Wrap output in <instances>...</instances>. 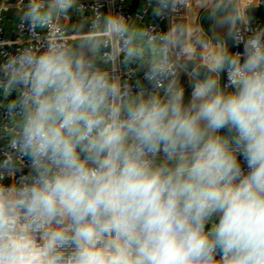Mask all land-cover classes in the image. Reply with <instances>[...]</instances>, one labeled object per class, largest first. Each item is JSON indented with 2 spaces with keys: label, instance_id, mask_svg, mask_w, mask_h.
<instances>
[{
  "label": "clouds",
  "instance_id": "9594fccd",
  "mask_svg": "<svg viewBox=\"0 0 264 264\" xmlns=\"http://www.w3.org/2000/svg\"><path fill=\"white\" fill-rule=\"evenodd\" d=\"M260 3L146 0L160 29L0 0L31 34L0 61V264H264Z\"/></svg>",
  "mask_w": 264,
  "mask_h": 264
},
{
  "label": "built area",
  "instance_id": "2783aa9c",
  "mask_svg": "<svg viewBox=\"0 0 264 264\" xmlns=\"http://www.w3.org/2000/svg\"><path fill=\"white\" fill-rule=\"evenodd\" d=\"M13 3H15V0H12ZM82 4L85 5V11L84 16H91L93 14L92 10L99 2L102 7L100 9L101 12H117L120 14L125 15L126 17H130L132 19H137V17H142L143 19L139 22L142 23H148V24H158L160 29H165L168 26V20H159L156 21L153 19L151 15V10L148 9L147 13H145V9L147 7L146 0H80ZM264 12V0H261V3L258 7ZM75 15L79 20L81 19V16L78 12L73 11L70 12V22L72 19V15ZM250 27L252 29L255 28H264V14L262 16H252V22L250 24ZM30 33L28 31L27 25L24 26L23 29H21L19 20L16 18V16H9L4 14H0V45H3L0 47V61H3L6 58V54H16L17 49L21 46H23L24 43H26L30 38ZM247 33H245V36ZM231 47L233 51H242L243 45H235L231 42ZM129 68L133 70V75L129 79V77L126 75ZM136 65H130V66H120L121 74L123 75L124 79H128L129 83L135 88L136 81L142 80L144 78L143 70H136ZM145 84L147 83L144 81ZM5 112L3 109H0V121H2L5 117ZM7 148V140L6 138H0V161L4 159L3 153L5 149ZM28 167L25 166L21 172H18L16 174V178L18 179L21 174H27ZM11 181V177L5 178V183H9Z\"/></svg>",
  "mask_w": 264,
  "mask_h": 264
},
{
  "label": "crops",
  "instance_id": "0c3cea01",
  "mask_svg": "<svg viewBox=\"0 0 264 264\" xmlns=\"http://www.w3.org/2000/svg\"><path fill=\"white\" fill-rule=\"evenodd\" d=\"M258 12L260 15L259 16H262L264 14L263 10L259 9V8H254L251 10L250 12V15L251 16H257L255 13ZM79 19L73 14L72 15V19H71V22H76L78 21ZM203 23L205 25V27H209L210 26V22L208 20H203ZM230 46H231V42H230ZM182 82L184 83V86L186 87L187 91H186V100L189 98L190 96V91L191 89L188 88V81H187V77L186 76H182Z\"/></svg>",
  "mask_w": 264,
  "mask_h": 264
},
{
  "label": "rangeland",
  "instance_id": "374dc122",
  "mask_svg": "<svg viewBox=\"0 0 264 264\" xmlns=\"http://www.w3.org/2000/svg\"><path fill=\"white\" fill-rule=\"evenodd\" d=\"M6 15H9V16H15V13L14 12H12V11H10V12H8V13H5Z\"/></svg>",
  "mask_w": 264,
  "mask_h": 264
},
{
  "label": "trees",
  "instance_id": "16d2710c",
  "mask_svg": "<svg viewBox=\"0 0 264 264\" xmlns=\"http://www.w3.org/2000/svg\"><path fill=\"white\" fill-rule=\"evenodd\" d=\"M257 16H259L260 14L258 12L255 13Z\"/></svg>",
  "mask_w": 264,
  "mask_h": 264
}]
</instances>
